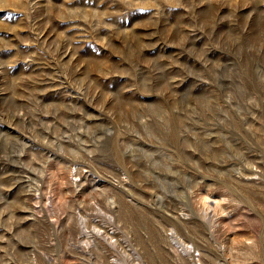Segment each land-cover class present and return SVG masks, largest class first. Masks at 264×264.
Instances as JSON below:
<instances>
[{"label": "rangeland", "instance_id": "1", "mask_svg": "<svg viewBox=\"0 0 264 264\" xmlns=\"http://www.w3.org/2000/svg\"><path fill=\"white\" fill-rule=\"evenodd\" d=\"M0 264H264V0H0Z\"/></svg>", "mask_w": 264, "mask_h": 264}]
</instances>
